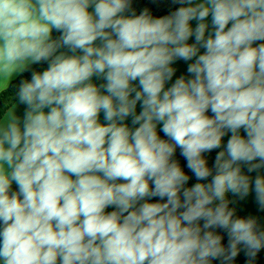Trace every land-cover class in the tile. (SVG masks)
<instances>
[{
    "label": "clouds",
    "instance_id": "1",
    "mask_svg": "<svg viewBox=\"0 0 264 264\" xmlns=\"http://www.w3.org/2000/svg\"><path fill=\"white\" fill-rule=\"evenodd\" d=\"M169 3L0 0V264H256L264 0Z\"/></svg>",
    "mask_w": 264,
    "mask_h": 264
},
{
    "label": "trees",
    "instance_id": "2",
    "mask_svg": "<svg viewBox=\"0 0 264 264\" xmlns=\"http://www.w3.org/2000/svg\"><path fill=\"white\" fill-rule=\"evenodd\" d=\"M175 7H179V5L172 6V5H170L169 0H158L157 3H153L152 0H133V8L136 10L137 15L140 14V12L143 9L147 8L154 17H160L163 15H167L171 10H174ZM54 35H55V33H54ZM27 75L28 74L25 73V76H27ZM18 83H19L18 77L12 80V86H14ZM12 86H10L9 89L6 92H4L3 94H0V114H2V112L4 111L5 102L14 92V87H12ZM209 114H211V113H209ZM160 135L163 137V133H160ZM217 151L218 150H214L210 154H205L209 160V166L210 167L214 161V158H215ZM175 159L178 160V162L180 163V165L183 168V170L185 171V173L188 174L190 177H192V174L188 171V169L186 167V161L179 154V149H177ZM196 182L197 181L195 180V178L192 177L186 186H191L192 184H194ZM229 199L232 200L230 194H229ZM230 207L235 208L234 204H230ZM111 210H112L111 208L108 209V211H111ZM236 214L241 216V217H245V216H242L241 214H239L237 211H236ZM222 235L224 236L223 243L226 245L227 244V236L224 233H222ZM263 258H264V250H261V252L257 256L256 264H263ZM235 264H246V257L244 256L243 253H241L236 258Z\"/></svg>",
    "mask_w": 264,
    "mask_h": 264
},
{
    "label": "crops",
    "instance_id": "3",
    "mask_svg": "<svg viewBox=\"0 0 264 264\" xmlns=\"http://www.w3.org/2000/svg\"><path fill=\"white\" fill-rule=\"evenodd\" d=\"M195 24L196 22L193 21L192 22V25L193 27H195ZM190 43L193 42V40H190L189 41ZM46 67V66H45ZM174 67L177 69V72H176V75L173 77V80H175L176 77H178L179 75L181 74H186V65L184 62L182 61H178ZM15 79V78H14ZM23 106H19L16 110V114L18 116H22L23 115ZM137 111L139 112L140 111V108H139V105L137 107ZM100 120L101 122L103 123V114L101 113V117H100ZM127 123H129V126H131V121L129 119V121H127ZM242 135H244L243 131L241 132ZM230 133L228 135H226L223 140H224V143L227 142V139L230 137ZM245 171L246 174L252 176V177H255V175L257 173L253 172V173H247V169L244 168L243 169ZM261 174H264V169L261 170ZM13 188L15 189L16 188V185L14 184L13 185ZM231 195V194H230ZM231 198L232 200L235 201L234 206H235V209L236 211L241 214L242 216H256L258 217L259 219V222L264 225V212H261L259 209H258V206L255 202V194L254 192H250L249 196L246 197L244 200H240L238 197H234L231 195ZM219 231V230H218ZM222 235V233H220ZM223 243V241H222ZM213 264H218V261H214ZM263 264H264V258H263Z\"/></svg>",
    "mask_w": 264,
    "mask_h": 264
}]
</instances>
